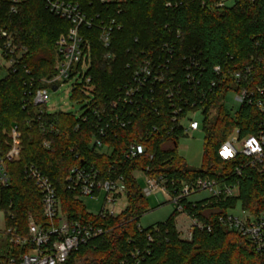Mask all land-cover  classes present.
Instances as JSON below:
<instances>
[{"label":"trees","instance_id":"obj_1","mask_svg":"<svg viewBox=\"0 0 264 264\" xmlns=\"http://www.w3.org/2000/svg\"><path fill=\"white\" fill-rule=\"evenodd\" d=\"M167 2L171 6H166ZM215 3L216 0H119L106 11L93 1L89 8L104 9L113 15L116 9L120 11L115 17L121 29L114 31L111 38L112 58H103L104 50L96 32L91 31L89 73L97 100L115 95L116 89L130 78L131 70L126 65L134 66L143 57H155L164 42L174 43L176 64L183 66L189 57L200 62L203 69L195 73L200 80L197 91L217 78L212 70L215 65L226 71L249 67L238 83L228 77L226 83L214 88L215 96L205 101L201 123L205 132L203 162L200 168H193L177 153V142L183 135L178 128L171 130L164 97L157 113H138L130 125L104 138V143L112 147L109 155L99 154L90 146L91 120L74 130V113H47L42 118L53 122L58 131L43 132L38 122L31 119V109L23 108L22 99L27 81L32 79L36 85L42 77L54 73V43L67 30L68 23L49 12L44 0H0V29L10 32L14 43L25 48L15 71L0 78V146L5 148V132L13 122L18 125L22 145L19 161L8 164L10 187H0L5 228L26 237L29 214L36 222L45 224L40 194L22 174L24 164L34 163L53 183L68 218L94 220L104 230L72 251L64 264H264V254L256 252L246 238L218 221L219 216L238 203L243 211L264 214V170L247 165L242 156L225 161L217 154L234 128H239L241 136L256 133L264 120V112L253 104L245 102L236 109H227L222 101L224 92L234 87L254 91L255 98L264 102V0H228L223 7ZM184 56L188 59L183 60ZM178 78L186 88L183 73ZM78 98L82 94L72 92L71 99ZM45 139L50 141L49 148L43 146ZM131 142L145 143L146 154L134 160L125 159L123 153ZM81 161L93 164L107 176L124 178L127 204L119 214L92 216L82 201L66 190L68 171ZM136 170L162 175L171 193L180 188V182L191 183L201 177L236 183L238 192L220 200L209 196L196 201L183 199L182 213L204 225L202 229L194 227L190 239H183L176 229L175 218L181 213L176 210L164 222L145 228L138 226L148 203L134 178ZM1 236L6 237V243L0 245V261L27 250L12 245L10 234L4 229L0 230Z\"/></svg>","mask_w":264,"mask_h":264},{"label":"built area","instance_id":"obj_2","mask_svg":"<svg viewBox=\"0 0 264 264\" xmlns=\"http://www.w3.org/2000/svg\"><path fill=\"white\" fill-rule=\"evenodd\" d=\"M93 1L99 3L106 11L110 4L119 2V0H44L48 11L66 21L68 28L54 43V73L50 77H42L36 85L32 79L27 81L22 103L23 108L31 109V119L38 122L40 129L47 134L58 131L53 122L42 118L51 113L48 108L49 90L56 87L53 91H57L66 82H71V94L74 91L82 94V98L74 99L82 104L80 111L74 114L77 119L74 130H78L81 123L91 120L93 132L90 146L99 154L109 155L112 147L104 143V138L130 125L138 113H157L162 107L163 97L168 104L171 130L178 128L183 136L198 130L202 123L204 103L215 96L214 88L226 83L228 77L238 83L245 71H249V67L226 71L215 65L212 70L217 78L211 79L206 88L197 91L196 86L200 80L195 78V73L203 69L200 62L189 57L183 66L176 64L174 43L164 42L155 57H143L134 66L126 65L131 70L130 78L116 89L115 95L104 101L97 100L89 73L93 40L91 31L96 32V38L104 50L103 58L110 59L113 57L110 51L112 34L121 29V23L115 17L120 12L119 9L114 11V15L106 13L104 9L93 11L89 9L93 6ZM227 2L228 0H216L215 5L223 7ZM166 6H171V3L167 2ZM11 10L14 11V8ZM24 52L25 48H19L14 43V36L10 32L0 29V64L4 63L6 72L15 71V65ZM185 59H188L187 56L183 57V60ZM181 73L185 78L186 88L178 78ZM187 90L190 93H186ZM255 90L257 93L262 91L260 88ZM228 92L233 93V101L238 106L247 102L264 112V102L255 98L254 91L228 88L222 96L224 105V98ZM186 94L192 97H187ZM196 114L200 115L201 120L195 118ZM5 135L6 146L5 148L0 146L2 188L10 187L8 164L19 161L22 151L17 123H11ZM43 146L49 148L50 141L45 139ZM146 148L145 143L131 142L123 156L127 160H134L145 155ZM217 154L225 161L242 156L252 168L259 171L264 169V120L256 133L241 136L239 128H234L218 147ZM22 174L33 183L40 194L45 224L36 222L29 214L26 237L16 236L11 228H4L5 232L10 234L9 242L12 245L27 247V250L10 255L7 259L1 260L0 264H64L72 251L103 233V228L94 220L67 217L62 211L61 201L53 183L34 163L24 164ZM171 183L174 184L173 181ZM65 188L77 200L99 193L104 195L101 210L97 214L90 213L92 216L112 217L123 210L119 211L118 206L122 196H126L124 178L121 175L107 176L87 161H81L70 168L65 177ZM199 191H206L209 197L220 200L236 195L238 186L236 183L226 184L214 178L201 177L191 183L180 182V188L171 193L162 175L145 173V185L141 187L144 197L154 193L167 196L178 212L183 211L182 200ZM242 213L243 217L226 213L219 216L218 221L223 227L235 230L246 238L256 252L264 254V214L257 216L243 210ZM188 218L190 224L187 237L190 239L193 228L202 229L204 225L196 218L190 216ZM207 230L210 228L207 227ZM148 238L150 239V236Z\"/></svg>","mask_w":264,"mask_h":264},{"label":"rangeland","instance_id":"obj_3","mask_svg":"<svg viewBox=\"0 0 264 264\" xmlns=\"http://www.w3.org/2000/svg\"><path fill=\"white\" fill-rule=\"evenodd\" d=\"M63 33V32H62ZM61 34V33H60ZM4 65V63H3ZM0 64V78L4 77L6 69ZM71 82H66L64 85L60 86L57 91L49 90V99H48V108L51 112L63 111L71 112L77 114L80 111V106L82 104L77 103L71 99ZM233 93L228 92L225 95L224 102L227 109H236L238 105L233 101ZM211 114H214V110L211 111ZM195 118L201 120L200 115L196 114ZM204 137L205 132L202 127L198 130L188 133L187 135L181 136L177 142V153L189 167L200 168L203 162V153H204ZM261 167H259L260 169ZM262 169V168H261ZM264 169L260 170L263 171ZM134 178L137 181V184L140 187L145 185V173L136 170L133 172ZM208 196V192L199 191L191 194L188 199L198 200ZM104 195L102 193L81 197L80 200L85 205L86 211L92 214H97L103 205ZM147 210L140 216L138 221V226L145 228L157 222H164L167 220L175 210V205L168 200L167 196H164L160 193H154L147 197ZM127 204L126 196H122L119 200L118 210L125 208ZM227 213L233 214L238 217H243L241 206L238 203L234 208L228 209ZM177 225L181 228L183 225L188 222V217L184 213H179L176 218ZM175 220V221H176ZM4 212L0 210V229H4ZM178 232L180 230L177 229ZM181 232V234H187ZM6 243V237H0V245Z\"/></svg>","mask_w":264,"mask_h":264},{"label":"crops","instance_id":"obj_4","mask_svg":"<svg viewBox=\"0 0 264 264\" xmlns=\"http://www.w3.org/2000/svg\"><path fill=\"white\" fill-rule=\"evenodd\" d=\"M199 200V199H198ZM193 201H196V200H193ZM185 214V213H184ZM187 216V215H186ZM188 217V216H187ZM176 220V219H175ZM188 222H186V224L185 225H183V227H179L178 225H177V220H176V229H178V230H180V236H181V238H183V239H188V237H187V234H186V237H184V235L185 234H181V232H183V233H186V230H187V232H188V228H189V224H190V219L188 218ZM3 228H5V215H4V224H3ZM0 230H3L2 228L0 229Z\"/></svg>","mask_w":264,"mask_h":264},{"label":"water","instance_id":"obj_5","mask_svg":"<svg viewBox=\"0 0 264 264\" xmlns=\"http://www.w3.org/2000/svg\"><path fill=\"white\" fill-rule=\"evenodd\" d=\"M52 89H53V90H55V89H56V87H53Z\"/></svg>","mask_w":264,"mask_h":264}]
</instances>
